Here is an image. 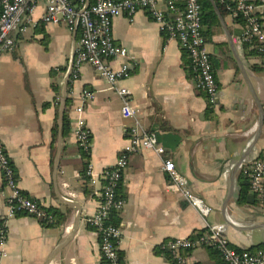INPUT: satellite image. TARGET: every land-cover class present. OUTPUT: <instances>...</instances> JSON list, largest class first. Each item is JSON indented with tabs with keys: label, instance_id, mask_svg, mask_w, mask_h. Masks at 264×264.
Listing matches in <instances>:
<instances>
[{
	"label": "crops",
	"instance_id": "crops-1",
	"mask_svg": "<svg viewBox=\"0 0 264 264\" xmlns=\"http://www.w3.org/2000/svg\"><path fill=\"white\" fill-rule=\"evenodd\" d=\"M167 1L159 0L162 8ZM216 5L218 23L205 26L220 93L211 118L206 116L207 98L188 75L176 39H167L145 10L113 22L114 37L127 47L133 65L121 85L131 89L143 126L155 131L166 149L164 156L151 149L133 154L125 171L120 192L126 204L119 211L124 264H176L164 251H169L166 245L177 237L193 238L194 231L214 224L225 225L235 246L264 243V207L258 198L255 206L237 204L241 168L235 170L242 158L245 163L264 149V125L255 140L261 116L257 98L264 111V58H247L240 40L242 23ZM46 8L38 1L14 32V49L0 52V143L22 192L64 219L49 226L26 214L9 216L12 190L0 164V222L7 235L0 264H104L99 235L89 224L104 180L92 185L83 177L85 155L73 134L75 107L84 103L92 136L86 160L96 173L114 165L128 144L133 120L123 116L122 100L105 76L90 64L72 67L79 32L65 23L44 21ZM119 64L111 62L115 68ZM84 93L90 95L85 102ZM65 113L71 125L67 136L62 132ZM164 158L175 163L191 191L212 207L208 217L169 188ZM86 182L91 192H86ZM184 255L194 264H222L207 246Z\"/></svg>",
	"mask_w": 264,
	"mask_h": 264
},
{
	"label": "built area",
	"instance_id": "built-area-1",
	"mask_svg": "<svg viewBox=\"0 0 264 264\" xmlns=\"http://www.w3.org/2000/svg\"><path fill=\"white\" fill-rule=\"evenodd\" d=\"M38 1L47 5L43 20L48 23H65L71 30L79 32V45L73 66L90 64L101 75L105 76L122 100L121 112L124 117L133 120L128 131V144L125 145L111 167L101 172L94 171L92 163L86 165V174L92 185H100V202L96 213L89 223L99 235V248L102 260L106 264H124L120 256V225L110 221L113 210L122 211L126 200L119 196L118 189L124 183L125 171L133 154L145 150H154L164 156L166 149L159 142L155 131H148L139 118V109L133 104L132 91L121 82L129 78L133 65L129 50L118 43L113 34V22L126 15L132 17L145 10L160 25L167 39H176L181 48L187 52L191 61L193 78L196 86L216 102L219 97V83L210 53L206 50V37L202 26V5L200 0H184L185 7L179 10L172 0L162 8L159 0H0V52H10L16 41L14 32L21 27L24 16L34 11ZM227 12L239 18L242 23L240 40L242 45L250 44L257 48L264 58V0H220ZM120 61L118 67L111 62ZM75 76L77 73L75 71ZM82 96L83 102L90 98L88 93ZM77 117L74 119L73 134L78 143L81 155L89 154L92 136L84 117V103L75 107ZM0 164L7 186L12 190L8 199L9 216L26 214L45 223H52L54 216L38 201L25 195L18 187L14 165L0 143ZM246 172L251 181V191L257 195L260 205L264 207V158L257 154L245 161ZM163 170L169 175V188L195 207L203 217H208L212 207L202 197L196 195L188 186L186 177L179 172L175 163L164 158ZM3 226V225H2ZM0 230V258L4 255L1 248L7 241L5 229ZM196 239L177 237L172 239L166 248L176 264H194L186 250L213 245L221 253L227 264H264V249L251 250L235 246L225 235L224 224L210 225Z\"/></svg>",
	"mask_w": 264,
	"mask_h": 264
},
{
	"label": "trees",
	"instance_id": "trees-1",
	"mask_svg": "<svg viewBox=\"0 0 264 264\" xmlns=\"http://www.w3.org/2000/svg\"><path fill=\"white\" fill-rule=\"evenodd\" d=\"M90 1H92V0H90ZM172 1H173L174 5H175V7L177 9H179V10L184 9V7H185L184 0H172ZM200 1H201V5H202L203 33H204L205 37L207 38V33L205 31V26L209 25V23L211 21H213V20L216 23H218L217 22V16L215 14V11H214V8H213V4H212L211 0H200ZM215 2H217L218 6L221 8V10L223 12H227L225 5L222 2H220V0H215ZM237 19L239 20V18H237ZM212 29L213 28H211V33H213L215 31V30H212ZM244 50H245V55L247 56V58H250V57L254 56L255 54H259L258 51H257V48L255 46L250 45V44H245ZM183 52H184L185 66H186V69L188 71V75L190 77H193L191 61H190V59L188 57L187 52L186 51H183ZM253 68L256 71H260V67H257V65H253ZM73 73H75V72L73 71ZM52 75L53 76L55 75V71L52 72ZM53 88L55 90H58L59 87H58V85L56 83H53ZM199 93L203 94L207 98L208 105H207L206 116L208 118H211L212 114H213V111H214V108L216 106V102H211L209 97L207 96V94H205L203 91L199 90ZM69 103H70V99L68 100V104ZM44 105L47 106L46 103ZM70 129H71L70 118H69L68 113H65L63 129H62L63 135L67 136V134H69V132H70ZM57 132H58L57 126H55V128H54V137H55L54 141L55 142H56V139H57V134H58ZM83 156H84L83 158L85 159V162L83 163L84 168L82 169V174H83V177L86 180L88 178V176L86 174V165L88 163L86 159H87L88 154L83 153ZM260 156L262 158H264V149H263V152L260 154ZM11 163L13 164L12 161H11ZM238 186H239V190H238L237 204H239L241 206H249V205L255 206L258 203V199H257V195L251 191V181H250V177H249L248 173L246 172V166L245 165H243L241 167V169H240V173H239V176H238ZM120 189L121 188L119 187L118 194H119V196L123 197V195L120 192ZM85 190H86V192H91V189L88 187V182H86ZM47 211L52 213L53 216H54V221L52 223H49V226L56 225L57 223H60L61 220L64 219V216L60 212H58V211H56L54 209L47 208ZM119 214L120 213H119L118 210H113L112 213H111L110 221L112 223H114L115 225H119L120 224V215ZM90 226L95 228L91 224H90ZM2 227H3L2 223L0 222V230L2 229ZM208 230H209V228L206 227V228H204L202 230L194 231L191 236L194 239H196V238H198V236L202 235L203 232L208 231ZM207 248L211 250V254L214 257H216L217 259H219L222 264H227L223 260L220 251L215 246L207 245ZM249 249H251V250L264 249V243H261V244H259L257 246L249 248ZM164 251L171 258L170 252L167 251L166 249H164ZM120 256H121V259H123L121 251H120ZM103 263L106 264V261L104 260Z\"/></svg>",
	"mask_w": 264,
	"mask_h": 264
},
{
	"label": "water",
	"instance_id": "water-1",
	"mask_svg": "<svg viewBox=\"0 0 264 264\" xmlns=\"http://www.w3.org/2000/svg\"><path fill=\"white\" fill-rule=\"evenodd\" d=\"M73 2H76V0H74ZM211 2H212V4H213L215 7H217L215 0H211ZM75 31L77 32V30H75ZM72 67H73V65H72ZM255 95H256V94H255ZM257 101H258L259 106H260V108H261V116H260V119H259V123H258V127H257V135H256V137H255V140H257L258 137L260 136V134L262 133L263 125H264V111H263L262 105H261V103H260V101H259L258 98H257ZM244 160H245V157L242 158V159L239 161V163L237 164L235 170L240 169V168L244 165ZM57 164H58V162H57Z\"/></svg>",
	"mask_w": 264,
	"mask_h": 264
}]
</instances>
